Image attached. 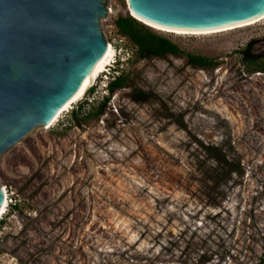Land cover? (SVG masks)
<instances>
[{
  "label": "rangeland",
  "instance_id": "1",
  "mask_svg": "<svg viewBox=\"0 0 264 264\" xmlns=\"http://www.w3.org/2000/svg\"><path fill=\"white\" fill-rule=\"evenodd\" d=\"M103 4L108 77L0 157V264H264V20L203 36L137 21L180 50L141 59L116 26L128 1Z\"/></svg>",
  "mask_w": 264,
  "mask_h": 264
},
{
  "label": "water",
  "instance_id": "2",
  "mask_svg": "<svg viewBox=\"0 0 264 264\" xmlns=\"http://www.w3.org/2000/svg\"><path fill=\"white\" fill-rule=\"evenodd\" d=\"M104 1L0 0V157L61 110L103 56ZM130 8L159 27L206 30L256 19L264 0H131Z\"/></svg>",
  "mask_w": 264,
  "mask_h": 264
},
{
  "label": "bare ground",
  "instance_id": "3",
  "mask_svg": "<svg viewBox=\"0 0 264 264\" xmlns=\"http://www.w3.org/2000/svg\"><path fill=\"white\" fill-rule=\"evenodd\" d=\"M129 7H131V0H127ZM130 14L135 20L139 21L143 25L153 29L154 31H157L159 33L163 34H171V35H192V36H203V35H211V34H217L222 32H228L233 31L236 29L245 28L248 26H252L254 24H257L264 20V14L260 15L254 20L242 22L234 25L224 26V27H218V28H212V29H206V30H181V29H172V28H165V27H159L152 22L140 17L133 8H130ZM115 49L112 46V44L107 43V49L103 56L98 60V62L93 66V68L89 71V73L86 75V77L81 82V85L79 88L74 92L70 100L62 107L61 110H59L45 125H47V129L54 126L60 117L63 115L64 112H67L72 105L79 103L80 101L84 100L87 96L88 90L92 88L98 81V78L108 71V68L112 66L115 59ZM2 200L0 204V221L3 218V216L7 213L8 207H9V195L6 187H2Z\"/></svg>",
  "mask_w": 264,
  "mask_h": 264
},
{
  "label": "trees",
  "instance_id": "4",
  "mask_svg": "<svg viewBox=\"0 0 264 264\" xmlns=\"http://www.w3.org/2000/svg\"><path fill=\"white\" fill-rule=\"evenodd\" d=\"M116 26L123 37H127L135 44L138 49L137 54L141 59L149 57L162 58L168 54L177 55L180 53L179 48L174 43L152 33L132 17H119L116 21ZM188 63L193 67L199 68H205L210 64L208 59L195 55H189ZM126 82L127 78L125 76L116 77L110 83L109 91L114 93L117 89L125 87ZM147 97L148 94L142 90H136L133 94V99L137 102L144 101ZM107 101L108 99L101 103L97 115L103 114ZM215 149L213 150L216 151Z\"/></svg>",
  "mask_w": 264,
  "mask_h": 264
},
{
  "label": "built area",
  "instance_id": "5",
  "mask_svg": "<svg viewBox=\"0 0 264 264\" xmlns=\"http://www.w3.org/2000/svg\"><path fill=\"white\" fill-rule=\"evenodd\" d=\"M115 63V62H114ZM110 69H108V70H110L111 71V67H109ZM108 72V71H107ZM107 72H105L104 74H102V75H105L106 77H108V75H107ZM99 80V79H98ZM92 89V88H91ZM109 90V89H108ZM89 91V90H88Z\"/></svg>",
  "mask_w": 264,
  "mask_h": 264
}]
</instances>
